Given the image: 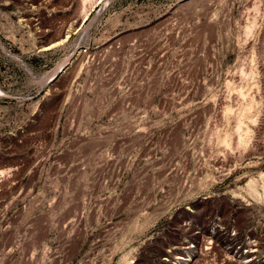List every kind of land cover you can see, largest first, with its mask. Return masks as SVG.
<instances>
[{
    "label": "rangeland",
    "instance_id": "obj_1",
    "mask_svg": "<svg viewBox=\"0 0 264 264\" xmlns=\"http://www.w3.org/2000/svg\"><path fill=\"white\" fill-rule=\"evenodd\" d=\"M0 264H264V0H0Z\"/></svg>",
    "mask_w": 264,
    "mask_h": 264
},
{
    "label": "bare ground",
    "instance_id": "obj_2",
    "mask_svg": "<svg viewBox=\"0 0 264 264\" xmlns=\"http://www.w3.org/2000/svg\"><path fill=\"white\" fill-rule=\"evenodd\" d=\"M48 48H50V47H47V48H44V49H48ZM49 50V49H48Z\"/></svg>",
    "mask_w": 264,
    "mask_h": 264
}]
</instances>
